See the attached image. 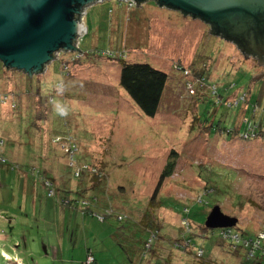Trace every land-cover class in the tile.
I'll return each mask as SVG.
<instances>
[{"label":"rangeland","instance_id":"obj_1","mask_svg":"<svg viewBox=\"0 0 264 264\" xmlns=\"http://www.w3.org/2000/svg\"><path fill=\"white\" fill-rule=\"evenodd\" d=\"M147 4L142 9L149 17L144 21L145 36L140 22L128 32L130 44L124 47L118 45L117 32L106 33L104 17L114 2L91 4L83 18L87 31L79 38L84 56L71 67L66 80L70 87L62 98L75 106L68 117L56 116L46 101L53 95L52 80L63 79L59 60L54 59L38 80L29 78L31 82L16 69L0 70V159H4L0 160V264H89L88 253L95 260L91 264H146L139 252L148 234L139 220L145 218L143 211L171 150L176 152L175 168L162 183V207L149 216L163 238L155 246L166 254L169 242L184 236L192 248H203L202 259L209 264H264L246 259L244 250L228 245L217 229L202 228L218 205L236 217L233 231L264 232V138H227L206 128L211 121L227 128L235 120L243 125L252 112L248 108L242 112L240 104L216 105L210 93L198 98L196 89L188 90L184 71L172 68L176 61L186 66L192 56L207 65L206 76L223 99L249 92L250 102L260 98L264 106V74L260 75L264 61L248 55L246 47L238 48L224 34H215L204 20L176 17L154 8L155 3ZM190 18L196 19L194 23ZM149 20L157 25L149 27ZM119 50H124L127 61L147 62L168 72L154 117L144 115L120 87ZM90 51L96 57L86 55ZM34 87L40 93H34ZM200 93L204 91L199 89ZM3 97L8 101L1 103ZM259 116L258 112L255 117ZM61 122L69 127L65 132L78 138L80 158L106 172L103 188L88 194L97 196L98 207L90 204L95 213H106L104 203L115 208L105 219L61 205L58 187L48 197L38 176L45 170L55 183L62 182L71 191L78 187L67 166L65 140L49 143ZM184 209L192 224L190 232L181 230ZM118 214L125 215L122 221L115 218ZM174 254L175 264L193 263L194 252Z\"/></svg>","mask_w":264,"mask_h":264},{"label":"trees","instance_id":"obj_2","mask_svg":"<svg viewBox=\"0 0 264 264\" xmlns=\"http://www.w3.org/2000/svg\"><path fill=\"white\" fill-rule=\"evenodd\" d=\"M105 1H107L108 3H110L111 1L114 2L115 7H122L126 12H130L131 10L138 8L140 6H142L144 3L147 2V0H138L135 1L134 3L130 4L129 2H126L124 0H103L101 1V3H105ZM149 1V0H148ZM154 1V0H153ZM156 4H158L156 1H154ZM95 3V2H94ZM110 5V4H109ZM160 5V4H158ZM164 6L166 8L169 9H173L170 7H167L165 5H161ZM91 7V5L87 8V10ZM113 6H108L107 7V16L104 17V21L106 22L105 27L107 30V34H109L110 36L115 35V32L119 33L118 30H109V18L110 15L112 14L114 8ZM175 10V9H173ZM180 11V10H177ZM181 12V11H180ZM87 13V11H86ZM183 13V12H182ZM185 15H190V14H186L183 13ZM86 15V14H85ZM192 17L195 18H199L198 16H193L190 15ZM201 19V18H199ZM202 20V19H201ZM87 31V30H86ZM119 36V35H118ZM80 42V41H79ZM80 44V43H79ZM79 46V45H78ZM119 47V46H118ZM120 48V47H119ZM78 51H80L81 53H83L82 56H84V52H82L79 47H78ZM124 51V50H123ZM123 51H117L118 53L120 52L119 55H117V60H118V64H119V85L120 87L128 94V96L130 97V99L138 106V108L142 111V113L148 117H154L155 114L158 112L163 94H164V90L169 82V74L167 71L155 67L147 62H136V61H127L125 60V54ZM77 52H72V51H64L61 52L59 55V61H60V72L63 75V79L66 82V80H68V77L71 76L70 73V69L72 66H74L75 64H77L79 62V60H81V57H77L76 56ZM86 55H89L91 57H96L95 54H93L92 51L90 52H85ZM110 53V52H108ZM69 55V57H67ZM112 56H114V53L112 54ZM97 57H102L100 55H97ZM113 58V57H110ZM51 63V62H50ZM49 63V64H50ZM49 64L47 66H45L43 68V70L39 73L36 74H32V75H28L25 72L19 71V70H14V71H19L21 73V76H25L26 79L31 82L29 80V78H35L38 80L37 77H40V75H42L45 72H48L49 70ZM188 68V69H185ZM7 67H5L3 65V63L0 61V70L1 69H6ZM172 68H174L175 70L180 71L181 73H183V71H187L186 74H183L184 76H186L185 78V83L186 84H191L193 91L196 89L195 92V96H199L198 98H200V96H204L205 93H210L212 96H214V98L216 97V102H214V104L219 105V104H223L226 107H232L233 105L236 106L238 104H240V109L242 112H246L247 108L249 110H251L252 112V117L250 118H245L243 121V125L239 124L240 120H235L233 122V126L230 128L227 127H220V125L218 124H214L213 121H211V123H208L206 128L209 132H222L227 138H239V139H243V134L246 133V131L248 130V126L250 121L252 120H257V121H261L264 120V106H261V100L260 98H258L256 101L254 102H250V93L247 92V98L245 99L244 102L242 101H238L237 104L234 103V100L237 99V97H239L240 95H237L236 93L233 94L232 97H228L226 99H223L221 97V95L217 94V87L216 84L213 81H209L206 73H207V65L204 62H197L195 59L193 61H191L189 64H186V66H183L182 63H180V61H176ZM198 68V69H197ZM9 69V68H8ZM11 69V68H10ZM182 69V70H181ZM32 80V79H31ZM183 84L186 85V84ZM36 85V83H34V86ZM32 86V83L30 84L29 90ZM33 87V86H32ZM34 93H40V89L38 92V88L34 87L32 88ZM199 89H201V91H204V93H200L197 94ZM52 91V89H51ZM31 92V91H29ZM53 92V91H52ZM245 93V92H244ZM55 93L53 92V95ZM53 95H49L46 96L49 103L51 104V100L54 98ZM1 97V96H0ZM42 97V96H41ZM232 98L234 99L233 102L231 101V103L227 102L229 101V99ZM204 99V98H202ZM71 102H73V100H71ZM73 104V103H72ZM198 105V103H197ZM16 107H13L12 109H15ZM259 112L260 116L259 118H256V114ZM198 117V116H197ZM199 118V117H198ZM200 119V118H199ZM36 123V121H35ZM34 123V124H35ZM58 128H56L52 134H50L49 136V143H51L52 145H54L53 143H56L57 141H63L65 140L66 142V150H67V154L69 157V165L67 164V166L71 169V173L73 175V177H75L78 180V187L76 190L71 191V189H69L68 185H65L62 182L57 181V183H55L56 181L54 177H51L50 175H48V173L44 170L43 175L39 172L38 176L41 179L42 184L45 186L47 193H48V197H51L52 195L55 194L56 191V187L60 188L61 190V195L57 196V199L61 205L69 208V209H73V210H80L83 213L86 214H91V215H96L102 219H105L106 216H110L115 210V208L111 207V206H107L106 203H104V206L102 207V209L105 210V214H101V213H95L93 208H91V203L94 202L95 203V207H98V203L97 201V196L95 194L89 195L90 197H88V194L90 190L94 189H98V188H103V183L105 182L106 179V172L103 171L97 164L93 163V162H89L86 160H83L80 158V149L76 148V142L78 141V138H76L75 136H73V133L70 132H65L66 128L68 126L64 125L63 122L58 123ZM60 126V127H59ZM264 123L261 122L260 126L258 127V131L256 133V135L253 138H250V140L253 139H263L264 138ZM69 128V127H68ZM212 129V130H211ZM57 144V143H56ZM61 148V146H60ZM64 155V154H63ZM65 157V155H64ZM176 152L174 150L170 151V154L168 156V159L159 175V178L157 180V183L154 187V189L152 190V193L149 197V200L147 202V206L145 208V210L143 211V216L145 218H140L139 220V225L141 229H147V234L148 237L147 239H145L143 241V245L142 248L140 250V256L141 259H146V264H175L174 261H176L173 255H175V251H180V252H184V253H189L192 254V252H194L193 254V258H192V264H209V260H204L202 259L203 256V248L201 247H196V248H192L191 247V242L190 239H186L183 237H176L174 240H171L169 243L170 245V249L167 250L165 249L164 252L166 254H163L160 252L159 249V245L158 247L155 246V242L161 241V238L159 236V229L160 227L158 226V224L156 222H153L151 220V218L149 216H151V213L157 208L161 206V201L159 199V193H160V189L162 186V183L164 181V179L170 177L174 171L175 168V164H176ZM66 159V158H65ZM13 168H15L14 166H12ZM17 167V166H16ZM24 177V176H23ZM25 178V177H24ZM52 190V193H49V190ZM103 191V189H101ZM87 191V192H86ZM104 193V192H103ZM55 198V197H54ZM106 199V197H104ZM80 200L79 204L80 207L78 206V201ZM162 207V206H161ZM119 210V209H116ZM120 212V210L118 211ZM186 212V214H185ZM187 209H184V215H182L180 218L181 221V230H186L188 232H190V228L192 226L190 219L187 216ZM125 215L122 214H118L115 218H117L118 220L122 221ZM153 226V227H151ZM203 230L206 229H210L207 228L204 225H202ZM180 229V228H179ZM217 229L218 235L220 237H222L224 235V233L227 231L225 230L226 228H215ZM230 230L233 229V227L229 228ZM185 231H183L182 233L184 234ZM263 231H258V232H253L251 235H248L242 231H240V235L241 237H243L244 239H250L252 238L253 240H259V246L256 249H253L252 255L247 254V247H244L240 242L239 243H234L233 241H231L229 238L228 240L230 241V243L228 245H233V246H238L239 248H242L244 250V256L246 259H251L253 261H260V262H264V240L260 239L259 237V233H262ZM181 233V234H182ZM264 233V232H263ZM223 238V237H222ZM227 239V238H225ZM194 249V250H193ZM91 256L92 257V261L89 262V264H91L92 262H95L93 255L88 253L87 258ZM87 258L85 261H87Z\"/></svg>","mask_w":264,"mask_h":264},{"label":"water","instance_id":"obj_3","mask_svg":"<svg viewBox=\"0 0 264 264\" xmlns=\"http://www.w3.org/2000/svg\"><path fill=\"white\" fill-rule=\"evenodd\" d=\"M100 1L0 0V61L28 75L41 72L59 50L82 47L76 43L86 25L77 15L81 7ZM154 1L198 16L211 24L215 33L246 47L248 55H264V0ZM236 223V217L223 213L218 205L212 207L204 222L210 229L230 228Z\"/></svg>","mask_w":264,"mask_h":264},{"label":"crops","instance_id":"obj_4","mask_svg":"<svg viewBox=\"0 0 264 264\" xmlns=\"http://www.w3.org/2000/svg\"><path fill=\"white\" fill-rule=\"evenodd\" d=\"M147 2L144 3L142 6L138 7L137 11H134V10H131L130 12H126L122 7H115L112 14L110 15V18H109V30H118V34H119V43L118 45L124 47V46H127L128 44H130L127 39V34L128 32L131 34L130 30L133 32L134 31V27H137V24L142 22L141 25H143V28H142V34L145 36V19L149 18L148 16H145L144 15V12H143V7L147 6ZM154 8H157L158 10H161L163 12H170V15H175L176 17H184V18H187L189 19V17H186L185 14H183L182 12L180 11H177V10H173V9H169V8H166L164 6H161V5H158V4H155ZM172 10V12L170 11ZM169 15V14H168ZM196 19L194 18H190V21H192L194 23ZM150 21V22H149ZM148 23H149V27L150 26H155L157 25V23H154V20L152 22V20H149ZM87 30V28H86ZM196 52V51H195ZM194 60V57L191 58L188 60V63L189 64L191 61ZM22 180V179H21ZM26 181V179H25Z\"/></svg>","mask_w":264,"mask_h":264},{"label":"built area","instance_id":"obj_5","mask_svg":"<svg viewBox=\"0 0 264 264\" xmlns=\"http://www.w3.org/2000/svg\"><path fill=\"white\" fill-rule=\"evenodd\" d=\"M103 1V0H102ZM124 1H126V2H129L130 4H132V3H134L135 2V0H124ZM101 2V1H100ZM90 5H87V6H83V7H81L82 8V10H80V14L79 15H77L78 16V19H79V21L80 22H82L83 23V18H84V16H85V14H86V11H87V8L89 7ZM85 23V22H84ZM86 32V29L84 30V33ZM84 33L82 34V35H84ZM79 38L80 37H78V39H77V45H79ZM64 51H66V50H59L56 54H55V59L56 60H58L59 59V55H60V53L61 52H64ZM67 52V51H66ZM74 52H77L76 53V56L77 57H80V56H82L83 55V53H81L80 51H78V47H77V50H75ZM184 73L186 74L187 73V71L185 70L184 71ZM187 88H189L188 90H190V92H193V88H192V85L191 84H187ZM245 94L246 93H242L239 97H237V99L236 100H234V99H232V100H229V101H227V102H229V103H231V101L233 102V100H234V103L235 104H237L238 103V101H242V102H244L245 101ZM2 102L1 103H4V102H7L8 101V99H6V97H3V99L1 100ZM264 118V117H263ZM261 122H263L264 123V120H259V121H257V120H252V121H250V123H249V126H248V130L246 131V133L245 134H243L242 136H243V138L244 139H250V138H253L255 135H256V133H257V131H258V127L260 126V124H261ZM264 127V126H263ZM1 161H4V159H0ZM49 193H52V190L50 189L49 191H48ZM225 230H227L225 233H224V235L222 236L223 238H229L231 241H233L234 243H241L244 247H249L248 248V250H247V254H249V255H252V252H253V249H256L258 246H259V240H253L252 238H250V239H244L243 237H241V235H240V232H237V231H233V230H230L229 228H226ZM259 237H260V239H263L264 240V233L262 232V233H259ZM239 243V244H240ZM90 261H92V257L91 256H89L88 258H87V263H89Z\"/></svg>","mask_w":264,"mask_h":264},{"label":"clouds","instance_id":"obj_6","mask_svg":"<svg viewBox=\"0 0 264 264\" xmlns=\"http://www.w3.org/2000/svg\"><path fill=\"white\" fill-rule=\"evenodd\" d=\"M51 86L52 91L55 93L54 98L51 100L53 113L59 117H68L75 110V106L62 98L65 96L70 85L62 78L55 77L51 82Z\"/></svg>","mask_w":264,"mask_h":264},{"label":"flooded vegetation","instance_id":"obj_7","mask_svg":"<svg viewBox=\"0 0 264 264\" xmlns=\"http://www.w3.org/2000/svg\"><path fill=\"white\" fill-rule=\"evenodd\" d=\"M214 32V31H213ZM215 33V32H214ZM215 34H218V35H221L220 33H215ZM236 44V43H235ZM236 46L238 47V48H240L237 44H236ZM252 56V55H251ZM253 56H256V59H258V60H263L264 61V55H262V57H258V55H256V54H253ZM259 62H261V61H259Z\"/></svg>","mask_w":264,"mask_h":264},{"label":"bare ground","instance_id":"obj_8","mask_svg":"<svg viewBox=\"0 0 264 264\" xmlns=\"http://www.w3.org/2000/svg\"><path fill=\"white\" fill-rule=\"evenodd\" d=\"M83 25H84V24H83ZM62 50H63V49H62ZM66 51L68 52L69 50H68V49H66ZM70 51H71V50H70ZM72 52H73V51H72ZM49 63H50V62H49ZM49 63H48V64H49ZM48 64H47V65H48ZM47 65H45V66H47Z\"/></svg>","mask_w":264,"mask_h":264}]
</instances>
